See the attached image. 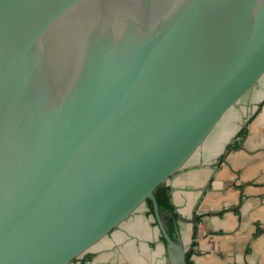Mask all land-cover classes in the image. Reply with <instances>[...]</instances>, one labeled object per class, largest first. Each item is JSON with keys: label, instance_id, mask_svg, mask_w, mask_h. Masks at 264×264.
<instances>
[{"label": "water", "instance_id": "1", "mask_svg": "<svg viewBox=\"0 0 264 264\" xmlns=\"http://www.w3.org/2000/svg\"><path fill=\"white\" fill-rule=\"evenodd\" d=\"M263 76L264 0H0V264H73L147 203L195 264L155 193Z\"/></svg>", "mask_w": 264, "mask_h": 264}, {"label": "crops", "instance_id": "2", "mask_svg": "<svg viewBox=\"0 0 264 264\" xmlns=\"http://www.w3.org/2000/svg\"><path fill=\"white\" fill-rule=\"evenodd\" d=\"M243 130L240 146L228 149ZM166 186L177 217L187 220L176 225L195 264H264V76ZM85 263L166 264L148 208L73 264Z\"/></svg>", "mask_w": 264, "mask_h": 264}, {"label": "trees", "instance_id": "3", "mask_svg": "<svg viewBox=\"0 0 264 264\" xmlns=\"http://www.w3.org/2000/svg\"><path fill=\"white\" fill-rule=\"evenodd\" d=\"M244 130L239 133V135L236 137L235 141L228 147V149H237L238 146H240V141H242V138L244 137ZM155 197L158 202L159 210L161 213L171 212L173 215V218L170 219L169 225V235L171 237H174V228L176 226L178 217L176 213L174 212V208L170 201V191L169 188L166 185L160 186L156 193ZM149 214L152 215V207L150 203H147Z\"/></svg>", "mask_w": 264, "mask_h": 264}]
</instances>
